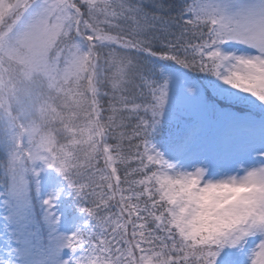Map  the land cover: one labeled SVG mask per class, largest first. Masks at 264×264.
<instances>
[{"label":"snow or ice","instance_id":"6c2138e0","mask_svg":"<svg viewBox=\"0 0 264 264\" xmlns=\"http://www.w3.org/2000/svg\"><path fill=\"white\" fill-rule=\"evenodd\" d=\"M0 264H264V0H0Z\"/></svg>","mask_w":264,"mask_h":264},{"label":"rangeland","instance_id":"374dc122","mask_svg":"<svg viewBox=\"0 0 264 264\" xmlns=\"http://www.w3.org/2000/svg\"><path fill=\"white\" fill-rule=\"evenodd\" d=\"M2 213V211H0V214ZM0 224H2V221H0ZM0 231H2V228H0ZM0 248H3V241L0 240Z\"/></svg>","mask_w":264,"mask_h":264},{"label":"trees","instance_id":"16d2710c","mask_svg":"<svg viewBox=\"0 0 264 264\" xmlns=\"http://www.w3.org/2000/svg\"><path fill=\"white\" fill-rule=\"evenodd\" d=\"M3 213H1L0 215H2Z\"/></svg>","mask_w":264,"mask_h":264}]
</instances>
